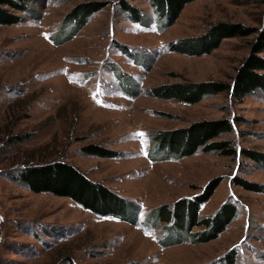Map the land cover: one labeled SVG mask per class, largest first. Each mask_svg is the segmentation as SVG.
<instances>
[{
	"label": "rangeland",
	"instance_id": "374dc122",
	"mask_svg": "<svg viewBox=\"0 0 264 264\" xmlns=\"http://www.w3.org/2000/svg\"><path fill=\"white\" fill-rule=\"evenodd\" d=\"M89 1L106 5L71 40L54 44L50 36L67 15ZM121 1L24 0L25 11L2 5L21 20L0 25V264H220L232 257L234 264H264V165L248 157L256 151L264 158V92L240 97L226 90L195 104L147 95L173 82L232 85L264 32V0H195L166 29L150 0H125L141 9L140 21ZM219 22L256 31L225 38L200 56L165 47ZM220 119L233 129L216 139L229 140L235 154L200 148L185 157L150 156L159 132ZM137 133L143 136L133 138ZM91 144L116 156L84 153ZM53 161L103 185L126 203L125 216H101L12 179L24 166ZM210 186L216 188L202 217L225 202L238 208L218 238L194 243L181 240V232L168 235L163 223H145L151 209ZM169 237L174 241L163 244Z\"/></svg>",
	"mask_w": 264,
	"mask_h": 264
},
{
	"label": "trees",
	"instance_id": "16d2710c",
	"mask_svg": "<svg viewBox=\"0 0 264 264\" xmlns=\"http://www.w3.org/2000/svg\"><path fill=\"white\" fill-rule=\"evenodd\" d=\"M195 0H150L151 6L158 16L160 29L172 26L186 5ZM123 11L130 14L134 21L142 18L141 9L122 0ZM17 4H20L19 7ZM24 0H0V25L14 24L21 17L10 14L2 8V5L17 6L23 11L27 10ZM104 2L89 1L78 4L69 13L50 36L53 43L61 45L71 40L88 22L90 17L105 7ZM256 29L242 23L219 22L211 26L205 33L197 36L182 37L169 41L165 47L170 52H176L189 56H200L211 53L225 38L233 36H247ZM122 46V45H120ZM123 48H127L122 46ZM264 32L253 43L252 53L243 61L242 66L234 78V83L222 81L208 82H173L154 86L147 91V95L156 98L177 99L187 104H195L204 97L217 94L222 91L232 90L234 96H245L256 90L264 92V75L259 71L264 70ZM233 129L229 119L204 120L195 122L190 127L161 131L156 136V141L150 156L152 159L169 158L172 155L185 157L195 154L200 148L205 152L221 151L226 155H232L237 149L229 140L216 139L223 132ZM83 152L99 157H115L116 151L91 144L83 148ZM250 158L264 165L261 153L248 151ZM13 180H21L28 184L30 189L36 192H46L63 195L75 200L86 209L98 213L101 216H125L128 209L119 198L113 195L103 185L94 183L74 166L62 161H53L49 164L28 165L18 171V175H11ZM237 185H243V180H236ZM216 187L206 188V192L193 197H183L174 203L157 206L148 212L145 223L155 228L159 223L164 224L166 233L171 236L181 232V240L191 242H207L218 238L237 217L238 208L232 202H225L213 215L202 217V206L207 203ZM200 227L194 231L193 228ZM174 239L162 240L169 245ZM234 264V257L225 259L220 264ZM217 264V263H216ZM219 264V263H218Z\"/></svg>",
	"mask_w": 264,
	"mask_h": 264
},
{
	"label": "snow or ice",
	"instance_id": "6c2138e0",
	"mask_svg": "<svg viewBox=\"0 0 264 264\" xmlns=\"http://www.w3.org/2000/svg\"><path fill=\"white\" fill-rule=\"evenodd\" d=\"M97 95H98V93H97ZM94 98H95V97H94ZM98 102H99V101H98ZM141 136H143L142 133L133 134V138H137V137H141Z\"/></svg>",
	"mask_w": 264,
	"mask_h": 264
}]
</instances>
